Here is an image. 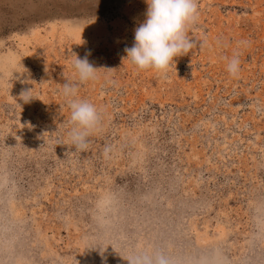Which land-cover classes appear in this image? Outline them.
Wrapping results in <instances>:
<instances>
[{
	"label": "rangeland",
	"instance_id": "1",
	"mask_svg": "<svg viewBox=\"0 0 264 264\" xmlns=\"http://www.w3.org/2000/svg\"><path fill=\"white\" fill-rule=\"evenodd\" d=\"M147 7L0 0V264H264V0H198L166 74L126 57ZM70 99L100 114L83 151Z\"/></svg>",
	"mask_w": 264,
	"mask_h": 264
},
{
	"label": "clouds",
	"instance_id": "2",
	"mask_svg": "<svg viewBox=\"0 0 264 264\" xmlns=\"http://www.w3.org/2000/svg\"><path fill=\"white\" fill-rule=\"evenodd\" d=\"M148 5L145 18L135 28L134 44L126 48V57L138 69H156L166 74L174 57L187 54L193 47L188 30L198 19V0H146ZM74 68L81 82L94 80L96 70L87 58L75 56ZM227 71L237 77L240 71L238 54L227 63ZM27 93V92H25ZM76 89L64 84V95L74 97ZM32 98L27 97L26 102ZM70 120L73 128L69 133L72 145L85 150L88 137L100 121L97 108L86 100L70 99ZM129 264H171L168 256L161 252H141L128 260Z\"/></svg>",
	"mask_w": 264,
	"mask_h": 264
},
{
	"label": "bare ground",
	"instance_id": "3",
	"mask_svg": "<svg viewBox=\"0 0 264 264\" xmlns=\"http://www.w3.org/2000/svg\"><path fill=\"white\" fill-rule=\"evenodd\" d=\"M110 202L112 203V201H110V200L107 199V198H106V200H105L104 202H102L103 205H106V206H104V207H105L107 210H108V209H112V206H113V205H112ZM100 204H101V203H100ZM100 216H101V215H100Z\"/></svg>",
	"mask_w": 264,
	"mask_h": 264
}]
</instances>
